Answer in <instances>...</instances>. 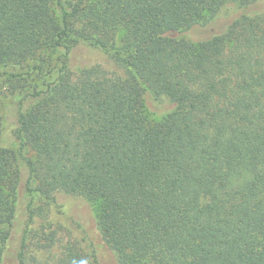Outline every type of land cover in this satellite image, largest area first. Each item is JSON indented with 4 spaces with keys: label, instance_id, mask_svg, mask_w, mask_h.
<instances>
[{
    "label": "trees",
    "instance_id": "trees-1",
    "mask_svg": "<svg viewBox=\"0 0 264 264\" xmlns=\"http://www.w3.org/2000/svg\"><path fill=\"white\" fill-rule=\"evenodd\" d=\"M258 1L0 0V78L20 95L10 146L0 130V264L20 198L14 264L55 246L29 226L56 193L91 205L102 252L71 242L55 264H264ZM85 45L117 71L74 65Z\"/></svg>",
    "mask_w": 264,
    "mask_h": 264
},
{
    "label": "rangeland",
    "instance_id": "rangeland-1",
    "mask_svg": "<svg viewBox=\"0 0 264 264\" xmlns=\"http://www.w3.org/2000/svg\"><path fill=\"white\" fill-rule=\"evenodd\" d=\"M263 7L264 0H260L255 4L253 10H261ZM239 12L240 11L233 5L223 7L217 16L215 22L216 27L222 30L225 25L239 14ZM213 24L203 27L197 26L185 33V36L190 40L203 38L212 32L213 29L211 30V28L214 27ZM73 60V64L77 66L99 64L109 71H117V67L112 59L106 53L92 46L85 45L77 48V50L74 51ZM19 97L20 95L16 92H11L5 77H1L0 130L1 140L6 146H10L14 140L13 130L16 127L17 100H19ZM157 111L161 112L159 108H157ZM18 201L17 216L14 220L11 236L4 254L5 264H14V260L20 248L22 230L25 227L28 217L25 206L26 200L20 198ZM33 207H35V218L29 226L30 229L36 230L43 227L47 229L48 227L52 229L57 228V241L55 246L50 250L47 249L41 258L38 257V260L41 261V263L38 264H55L64 255L66 245H69L71 242H79L85 249H87L86 247L88 246L89 248L93 247L98 252H102V242L99 235L95 233L92 222L93 209H91V205L85 199L78 196L56 193L54 201L45 202L35 199ZM83 230L85 231L84 233ZM30 235H32V233H30ZM28 251L29 253L27 256L29 257L31 251ZM30 262L34 264L31 258Z\"/></svg>",
    "mask_w": 264,
    "mask_h": 264
}]
</instances>
